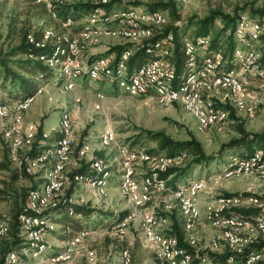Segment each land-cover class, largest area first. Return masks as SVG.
<instances>
[{
    "label": "rangeland",
    "instance_id": "1",
    "mask_svg": "<svg viewBox=\"0 0 264 264\" xmlns=\"http://www.w3.org/2000/svg\"><path fill=\"white\" fill-rule=\"evenodd\" d=\"M113 1L123 4L140 3L146 5L158 0ZM35 3L44 5L48 13L50 12L49 15H52L54 22H60L61 19L59 18L60 20H58L59 16L56 15L59 12L58 10L63 7L75 4L96 5L93 0H35ZM245 5L253 8H262L264 7V0H191L187 4H179L178 6L181 21L186 22L191 17L203 19L213 9H220L226 14H231L236 7H244ZM138 9L140 11L144 8L138 7ZM118 18V13L115 9H112L103 14L102 21L96 25L100 29H112L119 24ZM47 21V16H44L42 20L36 18L33 4L30 0H0V51L6 52L15 46L18 43L21 31L33 32L42 28ZM85 21L71 22V24L66 22L65 25L62 24L61 26L62 32L55 30L56 28L54 27L43 28L46 31V35H49L53 40L68 39L71 42L75 41L78 45H82V50L76 53V64H79V67L84 70L90 63L92 56L107 53L117 45H133L119 36H96L90 40H83L81 38V30L75 33L72 28L81 25L84 27L88 23ZM103 21H105V25ZM220 25V22H218L216 29ZM250 25L252 30L262 31V34L264 32V16L252 17ZM190 34L191 31L185 39L193 41L194 38H191ZM206 38L211 40L210 37ZM142 44L134 45L140 46ZM242 44L240 39H236V48L251 49ZM257 44L255 45L256 50ZM131 55L132 53L129 54L128 58ZM199 55L203 59L208 57L204 53ZM71 57L74 58L71 54H69L67 59L57 58L59 59L58 63H54L56 62V57H43L44 59H40L41 62L56 69L60 77L63 78L64 83L61 84L56 79L54 82L45 85L31 97L12 103L8 102L9 105L6 104L7 106L2 105V107H9L8 112L15 111L16 113L14 117L10 115L0 118V139L7 148L8 156H11V142L7 132L16 117H20L22 119L21 137L32 133L35 136V141L39 126L42 127L45 133L44 138L51 134L58 135L57 142L50 149L44 151H52L57 143L62 140L67 141L70 152L67 163L64 166L65 168H63L64 191L54 200L40 203V205L46 203L43 207L44 209H49L54 202L57 203L59 199H65L68 194H72L71 200L75 204L86 205L105 214L121 215V213H127L124 219L133 212H136L137 216L129 222L123 233L114 227V222L113 225H110V221L105 223L104 226L98 227L90 222L87 226L90 230L87 231V239L76 247H74L78 243L76 239L84 231L76 233L68 242L61 241V238L57 239L55 236L45 233V229H59V227L43 219L42 223H44L43 227L45 229L41 230V233L45 242L44 250L39 251V249L33 247L32 243H19L15 251L18 256V264H124L123 256L127 253V249H129V254H132L130 264H161V260L156 258L153 244H150L147 240L144 230V227L146 229L143 221L144 215L153 216L151 228L158 239L170 236L167 234L172 230L173 218H176L183 225L186 235L185 243L189 245V242L194 241L197 244L195 248L188 246L189 248L195 251H210V253H228L229 248L222 238L223 233L212 226V216L209 213V209L214 206L213 203L224 197L242 200L243 202L238 204L236 208H259V205L263 207L264 202L257 204L255 200H258L256 199L257 197H264V172H255L237 179H225L223 171L227 166V162L231 161L230 158L232 156H239V154L229 151L217 157L211 163L194 167L178 181L177 186H179L176 188L185 186L183 184L191 179H193L191 182L204 184L198 194L200 220L191 229H188L185 224L186 220L180 213L179 205L173 198L172 192L175 190L170 192V190L175 188L171 187L166 192L154 190L158 181L160 182L156 174L158 171L152 165L139 160L132 162L130 181L140 190L149 185L152 192L147 206L141 210L134 208L129 202L128 196L122 190L123 182L127 175L126 157L131 153L149 154L148 149L156 148V144L149 141L145 136L141 137L137 146L132 147L130 145L137 136L143 135V131L163 133L173 141H186L194 138L201 143L204 152L208 156H217L223 144L238 136L237 125L243 126L248 133L262 132L264 130V87L261 81L254 79L246 68L238 67L237 70L241 72L240 75L246 79L245 96L254 113L250 115L239 111L226 91L217 90L213 95L218 97V103L228 112L227 122L223 125L212 127L201 134L197 130L195 117L183 110L180 105H158L140 98L131 97L126 93L125 86L121 81L120 84L118 82V85L116 81L114 82L115 84L113 83L111 79L114 80V78H111V73L107 74L109 77L106 78L107 81L87 78L85 75H78L77 79L73 78V74L70 72L71 64L69 63ZM109 59L111 63H114L116 57L113 55ZM123 74L125 73L123 72ZM59 75H56V78ZM69 85L73 86L72 90H66ZM37 94L38 96H36ZM99 97H102V99H99ZM5 98L6 96L0 87V102L6 101L7 99ZM227 106L233 110L230 120V113L226 110ZM20 107H23V109ZM64 113H68L70 117L71 132L69 135L65 133L60 123ZM111 135L113 140L106 145V137H111ZM261 151H256L253 155ZM29 152L30 147L25 153L29 155ZM164 155L166 153L161 154V156ZM9 158L11 160V157H8V160ZM190 160L191 157L188 156L180 166L171 168H184ZM238 160L234 159L229 167L246 159ZM9 162H6L8 167L6 170L0 168V191L3 193L0 194V216L2 215L0 227L6 226L10 230L8 223L5 222L8 221L5 215H10L20 208L25 200L22 192L26 193V190L30 189L33 183L44 182L45 185L49 177L47 178L46 176L45 179L33 177V179L28 180L21 173H17L14 179L12 175L16 173L14 167L16 169L17 167L12 160V164ZM89 162H94L93 169L101 174V178L97 179L101 180V184H97L98 186L94 187L85 181L81 182L79 180V182H76L75 176L74 183L76 188L74 189L73 186L71 187L70 182L73 171L77 170L82 163L87 164ZM0 164H5L2 161V155H0ZM43 171L46 172V175L48 174V170L46 171L42 168L36 171L34 175ZM171 180L172 177H169L168 181ZM44 185L37 190L45 188ZM250 195L254 197L245 200L237 197H250ZM25 204H27V199L24 206ZM238 232L249 240L259 238V233L255 228L246 227L238 230ZM8 237L9 233L4 240H9L10 238ZM19 237L23 241L20 233ZM48 242L51 247H59L63 251L51 256L50 250L46 251ZM1 243H3V240ZM71 247H73L74 251L70 259L63 261L62 258H66V255H69ZM123 247H126V250L122 253L121 249ZM179 247H182L180 240ZM88 251H93L95 254L92 261L88 259Z\"/></svg>",
    "mask_w": 264,
    "mask_h": 264
},
{
    "label": "bare ground",
    "instance_id": "2",
    "mask_svg": "<svg viewBox=\"0 0 264 264\" xmlns=\"http://www.w3.org/2000/svg\"><path fill=\"white\" fill-rule=\"evenodd\" d=\"M93 1L96 2V5H94L96 6V10L94 9V13L92 16L85 19L86 21H81L88 22L81 28L80 33L83 40H90L92 37L96 36H119L133 45L141 44L155 39L156 34L153 33L152 29L160 30L169 23V19L164 12L143 10H140V12L137 7H130L128 9L121 7L110 9L108 7H111L109 6L111 0ZM190 1L191 0H176V2L181 5L187 4ZM100 2L101 4H99ZM112 9H115L119 15V24L112 29H100L96 24H100L103 19V14ZM124 15H127V17H124ZM134 17L145 18L144 25L142 19H135ZM66 22L71 24V22L74 23L76 21L69 18ZM66 22L63 24L65 25ZM89 22H92L90 23L91 25ZM250 23L251 18L247 14L240 16L235 37L237 40H241L243 46L251 49L243 50L235 47L232 61L233 65L231 68H224L220 54L214 53L205 59L199 55L200 53L205 54V51L208 50L207 47L210 40L209 38H202L197 41H195V39L193 41L185 39V51L189 57V61L187 64V74L182 80H178L177 69L174 65H172V63L164 62V60L147 61L138 70L130 74L127 71V61L130 54L128 52L122 54L116 69L117 76L114 77V80L117 82V85L118 82L120 84L121 81L125 86L126 93L131 97L140 98L158 105H180L183 110L195 117L197 120V130L201 134L205 133L212 127L223 125L227 122L228 112L224 110L220 103H218V97L213 95L217 90L221 89L226 91L239 111L251 115L254 113V110L249 106L245 96L247 82L245 78H242L240 75L241 72L237 69L238 67L246 68L254 79L261 81L264 87V63L255 48L262 31L259 32L252 30ZM44 40L45 41L41 43H36V46L43 48L46 45V41H51L53 39L45 33ZM170 40L171 36L169 35L167 39L164 38L157 41L156 44H154L156 50L160 52L167 49L170 45ZM61 41L64 45H66V59L69 54L74 56V58L71 57L70 59H75L76 46L78 44L75 41L71 42L68 39H63ZM59 44H61V42L56 40L53 43L54 46ZM77 52H80V50ZM40 59L44 58L40 57L39 60ZM109 60V58H100L95 62L94 60L90 61L85 70L79 67V64L75 65L69 62L71 64L70 72L73 74L72 77L75 79H77L78 75H85L87 78L90 77L91 79H102L103 76L109 78L107 74L113 64ZM55 61L56 62L54 63H58L57 58ZM123 72L125 74H123ZM111 80L114 82L113 79ZM225 82L235 86L241 94H238V91L235 89H228V85H225ZM72 89L73 86L69 85L66 90ZM191 91L192 94L189 99L188 94ZM171 96H175L174 103L173 101H170ZM8 108L9 107H0L2 118L10 115H13L12 117H14L16 112H8ZM20 108L23 109V107ZM21 122L22 119L20 117H16L7 132V136L10 138L11 142V160L17 168L25 166V172L31 176L42 168L46 171L48 170V174L45 175V178L47 176L49 179H47V182L44 185L45 188L42 190H32L29 193L25 209L26 214L20 218V234L23 239L22 244L32 243L33 247L39 249V251H43L45 242L41 230L45 229V227H43L44 223H42L43 219L41 218V215L47 208H43L46 203L42 205H40V203L54 200L62 193L64 188L63 168H65L64 166L67 163L70 148L67 141L62 140L57 143L54 150L43 151L34 157H30L25 153V151L29 147L30 152L33 150L35 136L32 133H28L24 137H21ZM60 123L63 126L65 133L69 135L71 132V125L68 113H64L62 115ZM111 140H113V136H107L106 145H108ZM188 156L190 155L187 152L178 153L173 156H161V154L149 155L142 153H131L128 155V157L134 160L133 162L139 160L152 165L154 169L158 171L157 173H164L167 170L172 169L171 167L180 166L185 162ZM170 157L177 159L175 160V164L174 161H171ZM255 172H264V149H262L261 152L250 156L243 162H238L237 164L231 165V167L225 168L223 171V177L225 179H237L243 176L251 175ZM79 180H81V182L85 181L94 187L98 186L97 184H101V180L76 176L75 181L79 182ZM124 180L122 190L128 196L129 202L134 206V208L136 210H141L147 206L151 199V186L146 185L142 190H140L130 181L127 175ZM203 186V183L190 182L189 185L187 184L179 187L172 192L173 198L179 205L180 213L186 220L185 224L188 229H191L200 220L201 215L199 210L198 194ZM164 188L165 184L158 182L154 190L165 191ZM132 189L136 191L139 197L137 195H133ZM188 190H190V194L185 200L182 193ZM242 202V200H238L237 198L224 197L213 203L214 206L209 209V213L212 216V226L219 229L223 233L222 238L226 242L229 252L234 253V255H244L243 253L249 246L258 244L261 240H264V217H260L256 222L252 223L246 220L244 221L238 217L227 216L226 212H230L231 209L235 210L236 206ZM255 202L257 204H261L257 200H255ZM56 204L57 203L54 202L53 206H50V208L54 207ZM259 208H262V205H259ZM41 210L42 212H40ZM136 216V212H133L126 219L116 223L114 227L118 228L119 231L123 233L128 227L129 222L136 218ZM146 217H149L150 220H145ZM143 221L146 225V229L144 227V230L147 240L150 244H153L156 251V258L161 260V264H189L193 260L192 255L188 253L187 250L179 247V241L175 236L158 239L153 232L151 233L147 230V228H151L153 216L144 215ZM246 227L255 228L259 233V238L254 240L244 238L238 230ZM7 235L8 227L1 226L0 241L6 238ZM87 235V231L81 232L76 239L78 243L75 244L74 247L84 242L87 239ZM196 245L197 244L192 241L189 242L188 246L195 248ZM73 251L74 249L71 247L69 255H66V258H62V260H69ZM127 254L128 253L123 256L124 264H130V259H128ZM87 255L88 259L91 261L95 257L93 251H88ZM262 259H264L263 254L250 253L239 264H256ZM5 263L18 264L17 254L15 252L7 254Z\"/></svg>",
    "mask_w": 264,
    "mask_h": 264
},
{
    "label": "trees",
    "instance_id": "3",
    "mask_svg": "<svg viewBox=\"0 0 264 264\" xmlns=\"http://www.w3.org/2000/svg\"><path fill=\"white\" fill-rule=\"evenodd\" d=\"M30 1L33 4L34 15H36V18L42 20L44 16H47L48 21L47 23H45V25H43L42 28L37 29L33 32L25 30L21 31L18 43L15 46L11 47L6 52L0 51V87L4 95L6 96L5 99H7L6 101L0 102V107H2V105L7 106L6 104H8V102L12 103L31 97L45 85L54 82L56 79L59 80L61 84L64 83L63 78L60 77L58 71L41 62L39 58L56 57L59 59H65L67 57L66 45H64L63 42L59 39L56 41L61 42V44L56 46L53 45L55 40L46 41V45L43 48L37 47L36 43L45 41L44 36L46 31H44L45 29L43 28L54 27L56 28L55 30L62 32L61 26L66 22L67 19L70 18L75 21H82L92 16L94 11L96 10V6L94 5H68L58 10L59 12L56 16H59L58 20H61L60 22L56 21V23L54 22L51 14L50 17V12L48 13L44 5L36 4L35 0ZM178 5L179 4L176 2V0H158L146 5H142L140 3L123 4L121 2H114L113 0H111V3L109 5L111 7H108L110 9L120 7L124 9H128L130 7H143L145 9H142L143 11H159L166 13L168 19H170L169 23L160 30L152 29L153 33L156 34V37L151 41H147L140 46L131 44L117 45L107 53L92 56L90 61L100 58H110L114 55L116 57V60L111 65L108 72L111 73V77L114 78L117 76L116 69L118 67L119 60L122 54L126 52L132 53L127 61V71L130 74L138 70L147 61L163 59L164 62L172 63V65H174V67L177 69L178 80H182L183 77L187 74V64L189 61V57L187 56L185 51L184 41L185 37L188 36V33L191 31L190 37L194 38L195 41H197L198 39L210 37L211 40H209L207 47L208 50L205 51V54L208 55V57L214 53L220 54L222 64H224V68H231L233 65V53L236 47L235 33L240 16L244 13H248L249 15H247L251 19L252 17L264 16V7L253 8L249 7V5H245L244 7H236L234 12L231 14H226L220 9H213L203 19L191 17L186 22H182ZM218 22H220L221 25L218 29H216V24ZM82 27V25L73 27V32H79ZM169 35L171 36L169 47L160 52L157 51L154 44L164 38L167 39ZM259 47L261 52L259 50ZM256 51L260 54L262 62L264 63V32L260 36ZM56 75H59V77L56 78ZM106 78L107 77L103 76L101 81H107ZM226 110H228L230 113V120L233 110L228 106L226 107ZM236 131L238 133V136L234 139H231L228 143L223 144L217 156L206 155L201 143L194 138L186 141H173L170 138L166 137L163 133H155L151 131H143V135H141L140 137L137 136L130 145L132 147L137 146L140 142L141 137L145 136L149 141L156 144V148L148 149L150 155H160L166 153V155L173 156L178 153L187 152L191 156V160L188 162V164L184 168H179L180 170L177 168H172L164 173H156L158 175V179L160 180V182H158L165 184V192L170 190L171 187L175 188L170 190L171 192L176 190V188L179 186H177L178 181L194 167L211 163L215 161L217 157H220L227 151L237 153L239 154V156H232L230 158L231 161L229 160L227 162L226 168L230 166L234 159H247L256 151L264 149V130L260 133H248L243 128V126L237 125ZM44 134L45 133L43 132L42 127L39 126L37 129V136L34 142L33 150L29 154L30 157H34L35 155L48 149V147L50 149L51 146H53L57 142V134H51L47 138H44ZM0 154L2 155V161H4L5 163L0 164V168L2 170H6L8 168L6 166V162L10 161L9 163L11 164L12 162L10 158L8 160L7 148L1 139ZM93 163L94 162H89L87 164L82 163L77 170L73 171V176L70 177L71 187L73 186L74 189L76 188V185L74 183L75 176L88 179L101 178V174L93 169ZM14 169L16 171V173L12 175L14 179L17 173H21L28 180L33 179V177L45 179L46 172L44 171L37 175L31 176L26 172L24 173L23 171L16 169L15 167ZM110 171L112 170L110 169ZM169 177H172L171 181H168ZM192 180L193 179L188 180L183 185H187ZM43 185L44 182L38 184L33 183L31 185V188L26 190V193L22 192V196H24L25 200L28 199L29 193L32 190L40 189ZM63 191L64 188L62 190V193ZM1 193L2 191H0V194ZM71 196L72 194H68L67 198L59 199L54 207L47 209L41 215L42 217L40 216L47 222L59 227V229H45V233L52 235L53 237L55 236L57 239L61 238V241H70L72 237L80 231H90L87 228L90 222H92L96 227L104 226L105 223L110 221V225H113V222L115 224L117 222H120L127 214H105L101 211H96L89 206L73 203L71 200ZM237 197L245 200L250 199L254 196L250 195V197ZM256 199H258L257 201L259 203L264 202V197H257ZM25 200L20 208L16 209V211L12 214H3L8 218V221L5 222H7L10 227V230L8 228V238L10 239H2L3 243H1L2 240L0 241V264H6L4 260L5 253H7L8 251L9 253L15 252L18 244H22L23 242L19 237V233L21 232L20 218L24 214H26L25 209L27 204H25L24 206ZM226 214L227 216L238 217L244 221L246 220L253 223L256 222L260 217H264V206L262 208L252 207L236 208L235 210L231 209L230 212L228 211L226 212ZM1 218L2 215L0 216V219ZM172 223V230L167 235L175 237L177 236L180 240L181 246L183 247L181 248L187 250L192 255L193 260L189 264H237L243 261L250 253H261L264 255V240H261L258 244L249 246L243 253L244 255H234V253L231 252L218 254L213 252L210 253V251L205 252V250L195 251L189 248L185 243L186 235L182 223L176 218H173ZM46 245V251L50 250L51 256L63 251L59 247H51L49 242ZM125 250L126 247H123L121 249V252L123 253L125 252ZM256 264H264V259L260 260Z\"/></svg>",
    "mask_w": 264,
    "mask_h": 264
},
{
    "label": "built area",
    "instance_id": "4",
    "mask_svg": "<svg viewBox=\"0 0 264 264\" xmlns=\"http://www.w3.org/2000/svg\"><path fill=\"white\" fill-rule=\"evenodd\" d=\"M60 4H61V3H60ZM99 4H101V2H100ZM124 17H127V15H124ZM134 18H135V19H142V21H143V25H144V19H145V18H141V17H134ZM82 24H83V23H82ZM103 24L105 25V21H103ZM179 24H180V23H179ZM81 48H82V45H77V46H76V53H77L78 50H81ZM76 53H75V59H69V62H70V63L76 64ZM214 84H215V82H214ZM214 84H213V85H214ZM213 85H211V86H213ZM225 85H228V89H235V90L238 91V94H241L240 91H239L235 86H233L232 84H230V83H228V82H225ZM211 86H210V87H211ZM191 94H192V91L188 94V98H189V99L191 98ZM37 95H38V94H37ZM37 95H36V96H37ZM99 99H102V98L99 97ZM174 100H175V96H171L170 101H173V103H174ZM79 106H80V105H79ZM0 117L2 118L1 111H0ZM109 131H110V129H109ZM48 149H49V147H48ZM8 157H10V156H8ZM170 159H171V161H174V164H175V160H177V159H175V158H171V157H170ZM126 160H127V177H128L129 179H131V163H132L134 160H133L132 158H130V157H126ZM17 169H19V170H21V171H23V172L25 173V166L22 167V168H17ZM132 193H133V195H137V193H136V191H135L134 189H132ZM182 194L184 195V198H185V200H186V199L188 198L189 194H190V190L185 191V192H183ZM137 196H138V195H137ZM138 197H139V196H138ZM139 199H140V198H139ZM145 220H150V219H149V217H146ZM147 230H149V232L152 233L151 228H147ZM8 252H9V251H8ZM8 252L4 254V260L7 259V254H8ZM126 252L128 253V259H132V254H129V249H127Z\"/></svg>",
    "mask_w": 264,
    "mask_h": 264
},
{
    "label": "crops",
    "instance_id": "5",
    "mask_svg": "<svg viewBox=\"0 0 264 264\" xmlns=\"http://www.w3.org/2000/svg\"><path fill=\"white\" fill-rule=\"evenodd\" d=\"M1 155V154H0Z\"/></svg>",
    "mask_w": 264,
    "mask_h": 264
}]
</instances>
